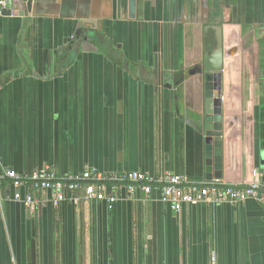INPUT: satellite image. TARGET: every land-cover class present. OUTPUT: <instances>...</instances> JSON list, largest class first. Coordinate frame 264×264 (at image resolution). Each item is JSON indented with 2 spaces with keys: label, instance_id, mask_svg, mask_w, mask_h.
Returning a JSON list of instances; mask_svg holds the SVG:
<instances>
[{
  "label": "crops",
  "instance_id": "1",
  "mask_svg": "<svg viewBox=\"0 0 264 264\" xmlns=\"http://www.w3.org/2000/svg\"><path fill=\"white\" fill-rule=\"evenodd\" d=\"M21 3L22 16L0 15V169L211 181L194 68L220 25L234 52L219 180L264 179V0ZM15 192L0 184V264H264V208L252 199L174 212L157 190L121 191L110 207L53 206L51 191L25 206Z\"/></svg>",
  "mask_w": 264,
  "mask_h": 264
},
{
  "label": "built area",
  "instance_id": "2",
  "mask_svg": "<svg viewBox=\"0 0 264 264\" xmlns=\"http://www.w3.org/2000/svg\"><path fill=\"white\" fill-rule=\"evenodd\" d=\"M10 0H0V15ZM255 175V173H254ZM7 182L16 192L14 200L25 206L42 202L39 192L51 191L53 206L61 201L77 203L81 200H94L106 203L109 207L120 199L121 191L132 195L140 191L145 196L154 190L159 193V201L168 205L174 212L184 206L206 202L241 203L252 199L264 208V179L254 177L245 184L228 183L219 179L194 181L187 176L165 173L155 177L146 172L127 171L120 174L101 172L96 168H86L78 174H60L50 165H44L30 172H18L11 168L0 169V184ZM24 188L21 195L19 189ZM81 191V195L72 193ZM214 263V261H213Z\"/></svg>",
  "mask_w": 264,
  "mask_h": 264
},
{
  "label": "water",
  "instance_id": "3",
  "mask_svg": "<svg viewBox=\"0 0 264 264\" xmlns=\"http://www.w3.org/2000/svg\"><path fill=\"white\" fill-rule=\"evenodd\" d=\"M26 9H29V3L26 4ZM11 12L20 16L24 14L21 0H10L7 7L1 11V15H9ZM212 28L215 37L210 46L205 45L203 55L194 68L203 82L204 89L203 110L196 115H198L197 126L203 142L207 180L223 177L222 130L223 118L227 117L224 116L227 111H223V100L225 102L229 57L234 52V43L229 47L224 46L222 27L216 25ZM228 48L231 52H228Z\"/></svg>",
  "mask_w": 264,
  "mask_h": 264
}]
</instances>
